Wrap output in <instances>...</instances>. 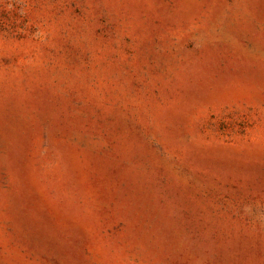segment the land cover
Returning a JSON list of instances; mask_svg holds the SVG:
<instances>
[{"label":"rangeland","instance_id":"374dc122","mask_svg":"<svg viewBox=\"0 0 264 264\" xmlns=\"http://www.w3.org/2000/svg\"><path fill=\"white\" fill-rule=\"evenodd\" d=\"M0 264H264V0H0Z\"/></svg>","mask_w":264,"mask_h":264}]
</instances>
